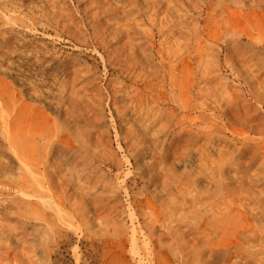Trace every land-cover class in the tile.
Listing matches in <instances>:
<instances>
[{
    "label": "rangeland",
    "instance_id": "obj_1",
    "mask_svg": "<svg viewBox=\"0 0 264 264\" xmlns=\"http://www.w3.org/2000/svg\"><path fill=\"white\" fill-rule=\"evenodd\" d=\"M0 264H264V0H0Z\"/></svg>",
    "mask_w": 264,
    "mask_h": 264
}]
</instances>
